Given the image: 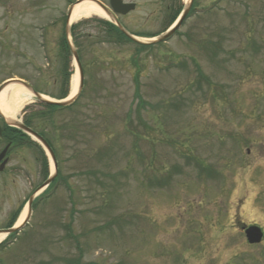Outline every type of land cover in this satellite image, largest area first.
<instances>
[{"label":"rangeland","instance_id":"rangeland-1","mask_svg":"<svg viewBox=\"0 0 264 264\" xmlns=\"http://www.w3.org/2000/svg\"><path fill=\"white\" fill-rule=\"evenodd\" d=\"M73 1L0 0V86L21 80L59 95ZM169 2L139 0L119 22L131 34L162 33L187 1L167 13ZM193 7L176 34L142 52L107 43L106 19L71 23L84 69L79 99L42 117L32 96L15 115L51 143L67 181L36 190L45 181L38 150L8 152L0 230L30 196L46 195L0 250V264H264V239L250 246L241 232L244 224L264 231V0ZM67 70L71 94L79 83L71 57ZM136 75L148 104L138 106L140 120Z\"/></svg>","mask_w":264,"mask_h":264},{"label":"water","instance_id":"water-1","mask_svg":"<svg viewBox=\"0 0 264 264\" xmlns=\"http://www.w3.org/2000/svg\"><path fill=\"white\" fill-rule=\"evenodd\" d=\"M83 0H79V2H82ZM89 1H92L94 4H96V6H98V8H100L104 13L108 14L106 12V10L98 3L96 2L95 0H89ZM192 3V0L189 1V4L186 6V9L184 10V14L182 15V17L179 19V21L177 22L176 26L170 30L169 32H167L166 34L164 35H161L159 36L158 38H156L155 40H152V41H140V40H137L136 38H133L131 37L130 35H128L122 28L120 25L117 24L118 28L121 30V32H123L128 38H130L131 40H133L134 42L138 43V44H142V45H151V44H155V43H159V42H163L165 41L166 39H168L170 36L173 35V33L180 27V24L183 20V17L187 14L189 8H190V5ZM111 5L114 9V11L118 14H126L129 10H132L133 9V6L132 5H124L122 4V2L120 0H115V3L111 2ZM74 7H71L69 9V12H68V15L70 16V13L72 12ZM125 8V10L123 9ZM109 15V14H108ZM69 47H70V50L72 52V56H73V59L75 61V64H76V67L78 69V73H79V77H80V84H79V87H78V93L82 87V70H81V65H80V62L78 60V56L74 50V48L70 45L69 43ZM19 84H21L24 88H26L29 92H31L37 100H39L40 102H43L45 104H50V105H55V106H59V107H67V106H70L71 104H73L77 98V95L78 93L70 100L68 101H65V102H54V101H50V100H46L44 99L40 94L34 92L31 87L23 82H18ZM6 85L3 86V88L5 87ZM1 114V113H0ZM6 124L10 127H14L18 130H21L22 132H24L25 134L27 135H30L31 137L35 138L44 148L45 150L47 151L51 161H52V164H53V167H54V170L56 171V162H55V157L51 151V149L49 148V146L47 145V143L40 137L38 136L35 132H33L31 129L27 128L26 126H24L23 124L21 123H16V122H6ZM5 151L6 149L2 152V154H0V161L1 159L3 158L4 154H5ZM4 164H5V161L0 165V171L3 169L4 167ZM52 178L48 179L45 184L43 186H46L48 185L50 182H51ZM31 202H32V199L30 198L29 201H28V207H29V212H30V206H31ZM21 228H18V229H9V230H5V231H1V232H5L7 234H11V233H14L16 232L17 230H19ZM243 231H244V234H245V237H246V240L249 244L251 245H255V244H259L262 240V237H263V234L260 230V228L256 227V226H250V227H246V228H243Z\"/></svg>","mask_w":264,"mask_h":264},{"label":"trees","instance_id":"trees-1","mask_svg":"<svg viewBox=\"0 0 264 264\" xmlns=\"http://www.w3.org/2000/svg\"><path fill=\"white\" fill-rule=\"evenodd\" d=\"M176 13H175V15H176ZM106 25H107V28L105 29V34H106L105 38H107V39H109V40H111L113 42L122 43L123 41H125V42L129 43V41L118 31L117 28H115L113 25H110V24H106ZM136 46H137V52H142V51H144L146 49H151V47L138 46V45H136ZM61 48H62L63 52L65 53V55H68L69 50H68V47H67V45L65 44L64 41H62V47ZM194 65H196V67H197L196 71L199 74L198 77L199 78L201 77L203 80L205 79V81L208 83L206 85L208 86V88H210L211 84L209 83L208 79L202 74V72L199 71L200 70L199 66H197L196 63H194ZM68 77H69V74H65L66 82L64 84H62V86H60L61 90L59 92V95L57 96V99H62V98L67 96V93H68V84H67ZM133 81H134V94H133V97L137 101V110H135V113H136V117L140 120V116H139L140 108L138 106L142 107V105H144L145 103L142 101V97H141V94H140V84H139V79H138L137 75L134 77ZM145 105L147 106L148 104H145ZM44 107L46 109V113L49 114L48 115L49 117L56 110V107H54V106L45 105ZM24 124L26 126L30 127L31 126V120L26 119ZM3 136L7 137L8 140H10L13 143H17V142L20 143L21 142V138L25 137L20 131L12 129V128H7L5 126H4V129H3ZM41 156H42L43 175H44V177H46L47 176V164H46V160H45V157L43 156V154H41ZM57 180L63 185H65L66 181H67L65 178H62L61 176H58ZM154 183H157V185L163 184L162 181L161 182L156 181ZM20 209H21V207H19L15 211V213L12 215L8 227H10V225L15 221ZM68 229H70V225H68ZM2 247L3 246H0V249ZM71 264H75V263H71Z\"/></svg>","mask_w":264,"mask_h":264},{"label":"bare ground","instance_id":"bare-ground-1","mask_svg":"<svg viewBox=\"0 0 264 264\" xmlns=\"http://www.w3.org/2000/svg\"><path fill=\"white\" fill-rule=\"evenodd\" d=\"M187 1V0H186ZM90 17H99L106 19V16L102 11L96 7L91 1H85L76 5L70 16V23L78 22L82 19H88ZM77 79L75 80L76 83ZM75 90L71 92L69 98L74 96ZM32 95L23 89L21 86L9 85L0 93V113L10 121L15 120V115L21 111L22 107L30 101ZM26 208L21 212L15 227L22 224L25 215ZM6 233H0V243L5 239Z\"/></svg>","mask_w":264,"mask_h":264},{"label":"flooded vegetation","instance_id":"flooded-vegetation-1","mask_svg":"<svg viewBox=\"0 0 264 264\" xmlns=\"http://www.w3.org/2000/svg\"><path fill=\"white\" fill-rule=\"evenodd\" d=\"M97 1H99L104 7H106L111 12L110 0H104V1L97 0ZM121 1L124 2V3L133 4L134 5V10L131 11V12H129V13H127L125 16H116L117 20H119L121 18L128 17L130 14H132L133 12H135L138 9V7H139V4H138V1L139 0H126V1L125 0H121ZM173 2L174 3L172 5L169 2V4L166 6L165 10H166L167 13L170 11V6L175 7L174 4L176 3V0H173ZM194 8L195 7H192V10H194ZM8 142H5L6 143L5 146L9 145V149H10V147H11L10 143H11V141H8ZM9 149L7 150L6 155H5V158L7 160H8V156H9L8 155Z\"/></svg>","mask_w":264,"mask_h":264}]
</instances>
